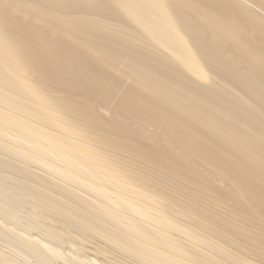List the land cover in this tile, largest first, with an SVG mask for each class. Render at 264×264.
Segmentation results:
<instances>
[{
	"label": "bare ground",
	"instance_id": "1",
	"mask_svg": "<svg viewBox=\"0 0 264 264\" xmlns=\"http://www.w3.org/2000/svg\"><path fill=\"white\" fill-rule=\"evenodd\" d=\"M0 264H264V0H0Z\"/></svg>",
	"mask_w": 264,
	"mask_h": 264
}]
</instances>
